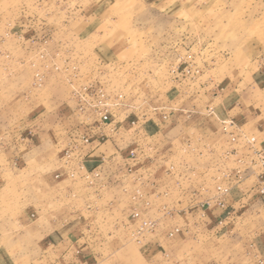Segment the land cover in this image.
Instances as JSON below:
<instances>
[{"label":"crops","instance_id":"obj_1","mask_svg":"<svg viewBox=\"0 0 264 264\" xmlns=\"http://www.w3.org/2000/svg\"><path fill=\"white\" fill-rule=\"evenodd\" d=\"M31 34L0 43L8 52L0 56V264H133L159 257L173 228L182 231L177 242L199 246L184 254L198 264H225L210 258L207 244L228 234L249 241L233 264H264V169L252 166L254 152L264 151V53L256 70L235 69L231 80L209 63L193 82L174 69L163 95L137 106L123 99L105 124L78 110V79H60L50 66L60 45ZM34 66L42 90L27 88ZM90 84L121 95L100 80ZM218 184L230 187L225 208ZM137 191L144 197L134 201ZM144 220L157 227L140 237Z\"/></svg>","mask_w":264,"mask_h":264},{"label":"rangeland","instance_id":"obj_2","mask_svg":"<svg viewBox=\"0 0 264 264\" xmlns=\"http://www.w3.org/2000/svg\"><path fill=\"white\" fill-rule=\"evenodd\" d=\"M31 31L37 32L33 42L60 45L50 65L60 79L77 78L80 87L100 80L137 106L143 99L154 100L157 90L163 95L174 69L192 82L207 63L219 67L227 80L235 69L236 74L256 70L259 65L253 67V60L259 51L264 53V0H0V43L31 40ZM0 52L8 57L4 49ZM68 57L73 64L62 62ZM188 66L199 74L186 75ZM39 72L34 66V84L28 89H43L35 83ZM142 91L151 98L138 99ZM22 112L18 111L19 122L25 117ZM17 179L22 182L24 177ZM173 229L159 257L134 258L133 264H198L193 255L184 254L185 249L198 252L199 246L177 242L182 231L171 237ZM243 229L248 234L249 226ZM227 236L208 241L207 247L210 258L233 264L234 255L249 241Z\"/></svg>","mask_w":264,"mask_h":264},{"label":"built area","instance_id":"obj_3","mask_svg":"<svg viewBox=\"0 0 264 264\" xmlns=\"http://www.w3.org/2000/svg\"><path fill=\"white\" fill-rule=\"evenodd\" d=\"M200 72L199 69L192 68V66H188L184 69V73L186 75L193 77L194 75H198ZM75 98L78 101V110L81 113H85L88 109L99 118L102 123L108 124L111 121L112 112L115 108L121 105L123 101L122 95H117L112 97L110 93L106 90V88L102 85L98 87H94L91 84L82 86L80 89H77L74 93ZM234 127V124L229 122L224 125V131L230 134L231 140L236 141V137L231 133L230 129ZM83 142L88 144L90 142L89 138H83ZM255 138H251L248 140V144L252 147L255 145ZM256 160L252 162V166H259L264 169V151H255ZM73 148L70 147L64 152V157L68 162L72 158ZM136 151H130V158L134 160L136 158ZM80 168H84L81 166ZM241 172L238 170L235 173L237 179L240 178ZM73 177V175H71ZM97 176V175H96ZM216 191L218 193L217 205L221 208H225L224 199L230 193V187L222 184H218L216 187ZM260 194L264 196V188L260 189ZM144 195L142 192L137 191L135 196L133 197L134 201L143 199ZM147 205H149L147 203ZM229 214V213H228ZM134 218H140V213L135 210L133 213ZM156 228V223L150 220H144L141 223V226L138 230V235H141L146 232H152ZM179 232L178 229L174 230L170 234L171 237L175 236Z\"/></svg>","mask_w":264,"mask_h":264}]
</instances>
